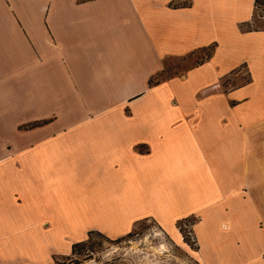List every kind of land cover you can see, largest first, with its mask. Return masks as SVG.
I'll use <instances>...</instances> for the list:
<instances>
[{
  "label": "crops",
  "instance_id": "crops-1",
  "mask_svg": "<svg viewBox=\"0 0 264 264\" xmlns=\"http://www.w3.org/2000/svg\"><path fill=\"white\" fill-rule=\"evenodd\" d=\"M254 13V0H0V133L13 136L0 146V264H55L88 231L121 236L146 218L185 249L188 217L195 264H264Z\"/></svg>",
  "mask_w": 264,
  "mask_h": 264
},
{
  "label": "rangeland",
  "instance_id": "rangeland-1",
  "mask_svg": "<svg viewBox=\"0 0 264 264\" xmlns=\"http://www.w3.org/2000/svg\"><path fill=\"white\" fill-rule=\"evenodd\" d=\"M248 27L264 28V0L257 4L253 20ZM205 52V50L195 51L189 55L166 60L163 74L159 79L183 75L187 69L204 57ZM230 84L234 85L236 82L231 81ZM38 125L39 123L21 124L16 129L21 133ZM12 137V132H1L0 146L10 147V142L2 138ZM190 223L191 217L176 223L182 240L188 245L185 249L174 244L153 219L146 218L137 222L128 235L117 240L113 239L119 236L102 234L105 236L102 237L92 234L86 240L82 253L70 254L69 248L66 253H58L53 257L62 264H195L192 256V249L195 246L189 231ZM161 245L163 248L158 249Z\"/></svg>",
  "mask_w": 264,
  "mask_h": 264
},
{
  "label": "trees",
  "instance_id": "trees-1",
  "mask_svg": "<svg viewBox=\"0 0 264 264\" xmlns=\"http://www.w3.org/2000/svg\"><path fill=\"white\" fill-rule=\"evenodd\" d=\"M259 2H261V0H254V6L257 7V4H258ZM203 50L206 51L205 54H204V57H203V58H208V57L210 56L212 50H213V47H212V46H209V47H207L206 49H201V51H203ZM203 58H202V59H203ZM199 62H200V61H199ZM199 62H198V63H199ZM163 71H164V67H163V70H162L161 73H159V74H157V75H155V76L149 78V80H148V84H149V85H153V84H156L159 80H161V79H159V78H160L161 74H163ZM32 127H34V126H32ZM129 233H130V231L127 232V233H125L124 235H121V236H119V237L114 238L113 240H117V239L121 238L122 236H126V235H128ZM92 234H95V235H99V236L105 237V236H103L102 234H100L99 232H96V231H88L87 234H86V237H85L83 240H80V241H77V242H73V243L70 245L69 253H70V254H76V253H77V254H80V253H82V251L84 250V248H85V246H86V240H87V239L89 238V236L92 235ZM53 261H54L55 264H62V262H59V261H58L56 258H54V257H53Z\"/></svg>",
  "mask_w": 264,
  "mask_h": 264
},
{
  "label": "bare ground",
  "instance_id": "bare-ground-1",
  "mask_svg": "<svg viewBox=\"0 0 264 264\" xmlns=\"http://www.w3.org/2000/svg\"><path fill=\"white\" fill-rule=\"evenodd\" d=\"M163 248V245H161L160 247H158V249H162Z\"/></svg>",
  "mask_w": 264,
  "mask_h": 264
},
{
  "label": "built area",
  "instance_id": "built-area-1",
  "mask_svg": "<svg viewBox=\"0 0 264 264\" xmlns=\"http://www.w3.org/2000/svg\"><path fill=\"white\" fill-rule=\"evenodd\" d=\"M254 7H255V6H254ZM255 9H256V7H255ZM192 242L194 243L193 239H192Z\"/></svg>",
  "mask_w": 264,
  "mask_h": 264
}]
</instances>
